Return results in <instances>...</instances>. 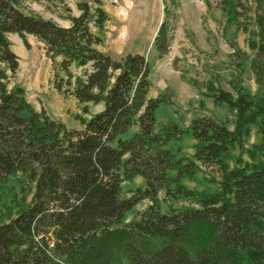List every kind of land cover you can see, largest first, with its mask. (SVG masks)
I'll list each match as a JSON object with an SVG mask.
<instances>
[{"label":"trees","instance_id":"trees-1","mask_svg":"<svg viewBox=\"0 0 264 264\" xmlns=\"http://www.w3.org/2000/svg\"><path fill=\"white\" fill-rule=\"evenodd\" d=\"M23 1L0 0V264H264V163H228L249 129L264 125V0H253L259 43L249 41L260 98L239 84L235 96H212L233 113L232 130L205 115L186 128L158 122L163 99L148 96L145 57L115 60L94 47L101 39L90 25L102 30L109 20L99 6L80 0L79 16L67 17L63 28L22 12ZM220 7L229 23L250 10L243 0H221ZM166 15L165 8L152 43L158 58L171 43ZM9 34L25 46L26 35L35 37L67 77L72 65L88 66L70 94L101 110L80 129L37 111L21 86H10L19 64ZM186 134L194 141L192 160L171 146ZM201 167L219 178L212 192L182 184ZM136 177L143 185L125 197L122 184ZM160 192L162 200L189 205L164 210ZM142 200L151 204L127 221Z\"/></svg>","mask_w":264,"mask_h":264},{"label":"rangeland","instance_id":"rangeland-1","mask_svg":"<svg viewBox=\"0 0 264 264\" xmlns=\"http://www.w3.org/2000/svg\"><path fill=\"white\" fill-rule=\"evenodd\" d=\"M80 0H27L20 5L26 14L39 15L60 27H68L67 17H77ZM91 7L99 6L109 17L102 30L90 25L91 33L101 39L94 46L98 51L117 60L126 54H141L151 66V88L149 97H160L163 102L156 111L158 122L172 121L186 128L193 117L209 116L233 129L234 115L221 103H214L213 95L219 91L235 96L233 84H239L254 99L261 96V86L256 82L251 69L255 51L250 50L249 41L259 43L255 23L253 0H243L250 10L239 12L236 20L227 22L221 11V0H83ZM167 9L166 28L171 43L166 55L158 58L153 48V39L164 19ZM235 23V24H234ZM246 26L247 32L241 28ZM11 39V37H10ZM26 39V38H25ZM11 41V40H10ZM25 46L13 45L10 49L18 57V69L10 86L19 85L25 91L30 104L44 110L51 118L61 121L68 128L80 129L81 121L101 110V105L80 104L70 94L76 77H83L89 67H70L71 77L59 72L47 57L42 43L27 37ZM232 46H234L233 50ZM10 75L9 72H7ZM55 74L58 78H55ZM61 83V91L55 88ZM193 139L183 135L171 146L179 157L192 160ZM240 157L249 164L264 163V125L251 127L241 144L231 153L229 165ZM219 178L209 168L201 167L192 178H183L182 184L197 192H212ZM143 185L141 178L122 184L123 195ZM158 205L182 208L189 203L183 199L167 201L159 193ZM149 200L140 201L126 215V220L138 216L147 208Z\"/></svg>","mask_w":264,"mask_h":264},{"label":"crops","instance_id":"crops-1","mask_svg":"<svg viewBox=\"0 0 264 264\" xmlns=\"http://www.w3.org/2000/svg\"><path fill=\"white\" fill-rule=\"evenodd\" d=\"M70 26V25H69ZM68 26V27H69ZM68 27H65V28H68ZM31 35H26V40H27V37H30ZM10 37H11V39H10ZM31 37H33V36H31ZM35 40H37L35 37H33ZM8 40L13 44V45H17L18 46V44H20V42H21V39L16 35V34H9L8 35ZM38 41V40H37ZM41 43V42H40ZM44 46V45H43ZM56 61H59V59H57ZM150 92V91H149ZM148 95H149V93H148ZM150 98V97H149ZM151 98H154V97H151Z\"/></svg>","mask_w":264,"mask_h":264}]
</instances>
